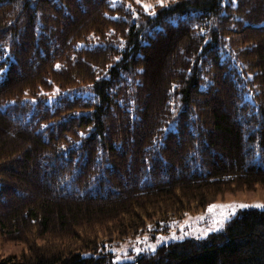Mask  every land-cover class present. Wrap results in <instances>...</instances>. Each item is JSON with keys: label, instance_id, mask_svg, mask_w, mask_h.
Returning <instances> with one entry per match:
<instances>
[{"label": "trees", "instance_id": "obj_1", "mask_svg": "<svg viewBox=\"0 0 264 264\" xmlns=\"http://www.w3.org/2000/svg\"><path fill=\"white\" fill-rule=\"evenodd\" d=\"M112 1L0 0V239L27 246L0 264H264L258 209L100 251L264 188V0Z\"/></svg>", "mask_w": 264, "mask_h": 264}, {"label": "rangeland", "instance_id": "obj_2", "mask_svg": "<svg viewBox=\"0 0 264 264\" xmlns=\"http://www.w3.org/2000/svg\"><path fill=\"white\" fill-rule=\"evenodd\" d=\"M126 2L128 5H136L147 11H153L157 6V0H113L112 3ZM174 0H165L167 5ZM146 11V10H145ZM60 92L58 88L52 90L48 95V102L53 101ZM247 205L248 207H239ZM264 205V188L256 187L254 190H242L239 192H228L219 195L206 207H192L183 214L177 215L165 225L147 223V227L139 234H133L124 239L114 238L102 240L101 252H111L116 255L117 262L131 261L142 253H153L166 244L183 242L188 239L202 240L213 233L224 229L227 221L235 217L240 211L248 209L263 210L255 207ZM175 237V239L173 238ZM27 252V246L23 243H6L0 239V261L11 257H21Z\"/></svg>", "mask_w": 264, "mask_h": 264}, {"label": "snow or ice", "instance_id": "obj_3", "mask_svg": "<svg viewBox=\"0 0 264 264\" xmlns=\"http://www.w3.org/2000/svg\"><path fill=\"white\" fill-rule=\"evenodd\" d=\"M140 2H141V0H137V3H140ZM157 3H159L160 6L163 7L165 4V0H157ZM144 8L146 11L148 10L147 5H144ZM239 207H248V206L247 205H239ZM255 207L264 208V205H256ZM173 238L175 239V237H173ZM152 251L155 252V249L153 248Z\"/></svg>", "mask_w": 264, "mask_h": 264}]
</instances>
